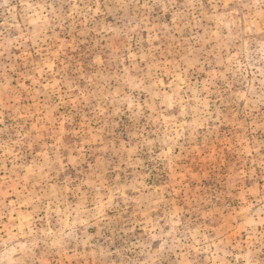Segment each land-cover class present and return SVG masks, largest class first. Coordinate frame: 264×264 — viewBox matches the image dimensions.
I'll return each instance as SVG.
<instances>
[{
	"label": "rangeland",
	"instance_id": "374dc122",
	"mask_svg": "<svg viewBox=\"0 0 264 264\" xmlns=\"http://www.w3.org/2000/svg\"><path fill=\"white\" fill-rule=\"evenodd\" d=\"M0 264H264V0H0Z\"/></svg>",
	"mask_w": 264,
	"mask_h": 264
}]
</instances>
